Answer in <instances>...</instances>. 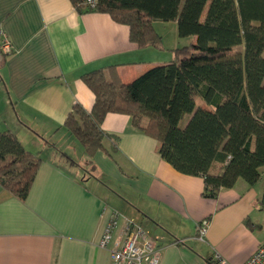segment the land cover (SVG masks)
Segmentation results:
<instances>
[{"label":"crops","instance_id":"0c3cea01","mask_svg":"<svg viewBox=\"0 0 264 264\" xmlns=\"http://www.w3.org/2000/svg\"><path fill=\"white\" fill-rule=\"evenodd\" d=\"M3 36L11 51L0 53V89L10 103L1 98L0 131L39 152L41 162L24 201L0 187V264H111L109 249L98 245L111 212L120 216L114 237L132 221L159 247V264H207L215 254L242 264L264 243V167L256 184L239 179L210 199L203 179L162 160L156 140L127 115L104 117L101 129L117 142L104 138L92 158L63 127L75 103L93 105L83 73L115 66L127 84L178 47H138L127 26L104 13L80 14L69 0H0ZM59 136L73 153L56 144Z\"/></svg>","mask_w":264,"mask_h":264},{"label":"trees","instance_id":"16d2710c","mask_svg":"<svg viewBox=\"0 0 264 264\" xmlns=\"http://www.w3.org/2000/svg\"><path fill=\"white\" fill-rule=\"evenodd\" d=\"M69 1L80 14L104 13L127 26L130 41L138 47L161 45L154 22L174 23L179 38L195 37L194 44L176 48L170 61L130 83L119 80L115 66L81 75L93 93V105L87 111L75 103L63 127L88 158L103 150L104 138L117 142L101 124L108 113H118L129 116L133 128L156 140L157 153L176 171L201 177L205 198H216L239 179L250 186L260 180L264 0ZM39 156L10 131H0V187L24 201ZM259 203L264 207V192Z\"/></svg>","mask_w":264,"mask_h":264},{"label":"built area","instance_id":"2783aa9c","mask_svg":"<svg viewBox=\"0 0 264 264\" xmlns=\"http://www.w3.org/2000/svg\"><path fill=\"white\" fill-rule=\"evenodd\" d=\"M88 2H92L88 0ZM9 41L3 36L0 41V53H10ZM119 215L111 212L108 222L99 240V247L109 249L111 264H159L160 249L130 220H124L121 232L114 237L118 227ZM208 221L203 220L197 226V238L203 240ZM213 264H230L218 254ZM242 264H264V243L259 244L254 253Z\"/></svg>","mask_w":264,"mask_h":264},{"label":"rangeland","instance_id":"374dc122","mask_svg":"<svg viewBox=\"0 0 264 264\" xmlns=\"http://www.w3.org/2000/svg\"><path fill=\"white\" fill-rule=\"evenodd\" d=\"M154 27H155V30L157 31V33L162 37L161 47H160V48H162V50L164 49L165 51H170L175 47H181V46L190 44V39H191L190 37L178 38V36L176 35V26L173 23L154 22ZM193 39H194V37H193ZM178 40L180 43H176ZM2 97L5 99V101L7 100L8 103H10L7 95L5 97L2 96V91L0 89V102H1ZM16 119H17V121L22 120V119H19L18 116H16ZM183 122H184V120H182L180 122V125H182ZM14 127H15L14 125H11V128H14ZM55 142L57 145H59V147L62 148L63 152L67 153V151H70L71 153H73L72 152L73 148H70L67 145V144H69V141L67 140V138H62L59 136V137H57V139H55ZM75 145H76V147H80V145L78 143H76ZM66 146L68 147L69 150L67 148H65Z\"/></svg>","mask_w":264,"mask_h":264}]
</instances>
